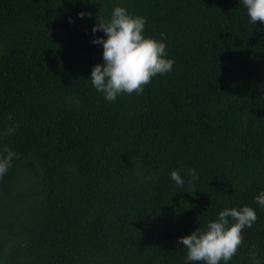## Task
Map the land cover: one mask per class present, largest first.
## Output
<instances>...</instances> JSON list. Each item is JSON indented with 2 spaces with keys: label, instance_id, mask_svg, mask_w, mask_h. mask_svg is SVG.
<instances>
[{
  "label": "trees",
  "instance_id": "16d2710c",
  "mask_svg": "<svg viewBox=\"0 0 264 264\" xmlns=\"http://www.w3.org/2000/svg\"><path fill=\"white\" fill-rule=\"evenodd\" d=\"M115 4L165 34L174 64L109 102L88 77ZM13 124L0 264H183L178 237L245 204L257 220L228 264H264V22L241 0H0V130Z\"/></svg>",
  "mask_w": 264,
  "mask_h": 264
},
{
  "label": "clouds",
  "instance_id": "9594fccd",
  "mask_svg": "<svg viewBox=\"0 0 264 264\" xmlns=\"http://www.w3.org/2000/svg\"><path fill=\"white\" fill-rule=\"evenodd\" d=\"M250 23L264 22V0H241ZM77 16L91 17L92 13L80 11ZM97 19V18H96ZM92 25L91 43L102 48L101 62L95 63L88 78L103 97L114 102L117 97L134 91L139 94L156 75L172 71L174 59L167 53L166 37L145 34L146 18L130 12L122 4H115L109 16ZM98 32L103 35H96ZM12 120V116H8ZM15 131V125L0 130V138ZM18 153L5 147L0 151V177L11 168ZM192 180L196 170H188ZM171 179L183 187L184 179L179 169L170 172ZM254 200L264 207V190ZM257 220L256 209L250 205L224 207L217 218L207 221L190 234L177 238V244L186 249L183 264H228L243 242V229Z\"/></svg>",
  "mask_w": 264,
  "mask_h": 264
}]
</instances>
